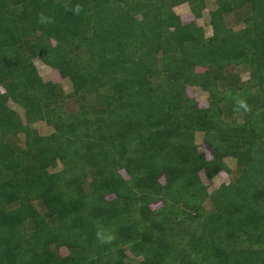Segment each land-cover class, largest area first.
Returning a JSON list of instances; mask_svg holds the SVG:
<instances>
[{"label": "trees", "instance_id": "trees-1", "mask_svg": "<svg viewBox=\"0 0 264 264\" xmlns=\"http://www.w3.org/2000/svg\"><path fill=\"white\" fill-rule=\"evenodd\" d=\"M182 4L0 0V264H264V0H216L210 37Z\"/></svg>", "mask_w": 264, "mask_h": 264}, {"label": "rangeland", "instance_id": "rangeland-1", "mask_svg": "<svg viewBox=\"0 0 264 264\" xmlns=\"http://www.w3.org/2000/svg\"><path fill=\"white\" fill-rule=\"evenodd\" d=\"M217 8L216 0H206V6L205 9L202 12V16L200 18H194L189 6L187 4H182L178 7H176L174 10L175 12L180 16L181 20L183 23L188 24L194 22L197 26L201 27L204 32L206 37H210L212 34V27L210 26V12L214 11ZM241 16V17H240ZM235 15V13H230L226 16V24L230 27L233 28L234 30H238L239 28L243 27L242 23V15ZM34 65L36 66L40 76L45 80V81H52L59 86L62 87V89L65 91V93H70L71 91V85L68 80H62L58 73L44 65L41 61L38 59L34 60ZM200 70V69H199ZM201 71V70H200ZM227 74L230 75L228 76V80L230 81L232 77L236 76L237 81L245 82L246 80L249 79V74L241 67H230L227 69ZM186 91L188 95L196 100L199 104L200 107L206 108L208 107V93L203 91L202 89L198 87H187ZM10 106L18 112V114L23 118V111L21 108H19L16 104L10 103ZM69 109L73 110L76 109V104L74 101L69 102ZM38 132L39 134L42 135H47L49 134L52 129L51 127L47 126L44 122H37L32 125ZM22 139V136H20ZM196 143L199 147V151L203 152L208 159H211L212 157V151L211 149L204 143L202 134L197 133L195 137ZM226 163L228 164L231 173L228 174L226 172H220L218 176L215 177L213 182L209 184L204 175L200 173V178L202 182L207 185L208 187V192L213 191L217 187H219L223 183H229L232 181L233 175H236L237 172V167H236V162L232 158H227ZM110 199H113V196H110ZM36 206L39 211H42V209L39 207V205L36 203ZM161 207V203H153L151 204L152 209H158ZM206 210L210 211L212 209L211 202L208 200L205 204ZM61 255L65 256L67 255V250L65 248L60 249ZM127 261H129L131 264H138L140 261V258L134 257L130 252H127Z\"/></svg>", "mask_w": 264, "mask_h": 264}]
</instances>
